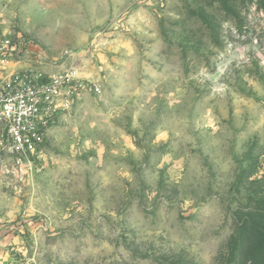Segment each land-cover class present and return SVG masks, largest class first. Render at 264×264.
<instances>
[{"label": "rangeland", "instance_id": "374dc122", "mask_svg": "<svg viewBox=\"0 0 264 264\" xmlns=\"http://www.w3.org/2000/svg\"><path fill=\"white\" fill-rule=\"evenodd\" d=\"M0 26L100 88L30 165L0 125V264H264V0H0Z\"/></svg>", "mask_w": 264, "mask_h": 264}, {"label": "built area", "instance_id": "2783aa9c", "mask_svg": "<svg viewBox=\"0 0 264 264\" xmlns=\"http://www.w3.org/2000/svg\"><path fill=\"white\" fill-rule=\"evenodd\" d=\"M67 54L51 58L0 26V125L13 162L27 166L42 153L48 120L100 88L82 78Z\"/></svg>", "mask_w": 264, "mask_h": 264}, {"label": "trees", "instance_id": "16d2710c", "mask_svg": "<svg viewBox=\"0 0 264 264\" xmlns=\"http://www.w3.org/2000/svg\"><path fill=\"white\" fill-rule=\"evenodd\" d=\"M251 231L254 233L255 236H257L258 240L257 241H260V246H264V222L261 223V222H257V221H254V222H251ZM256 256H258V254L256 253L255 254ZM254 260L252 259L251 263H253Z\"/></svg>", "mask_w": 264, "mask_h": 264}]
</instances>
